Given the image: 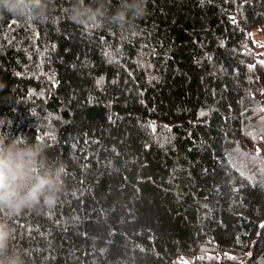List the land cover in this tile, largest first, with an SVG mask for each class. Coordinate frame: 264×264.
<instances>
[{
    "label": "trees",
    "instance_id": "obj_1",
    "mask_svg": "<svg viewBox=\"0 0 264 264\" xmlns=\"http://www.w3.org/2000/svg\"><path fill=\"white\" fill-rule=\"evenodd\" d=\"M69 5L0 13V117L66 166L53 206L10 220L12 247L28 264H264V0H147L90 31Z\"/></svg>",
    "mask_w": 264,
    "mask_h": 264
},
{
    "label": "clouds",
    "instance_id": "obj_2",
    "mask_svg": "<svg viewBox=\"0 0 264 264\" xmlns=\"http://www.w3.org/2000/svg\"><path fill=\"white\" fill-rule=\"evenodd\" d=\"M56 0H0V13L26 22H45ZM67 19L90 31L112 25L128 27L148 13L147 0H70ZM6 85H0V90ZM12 120L0 117V264H28V253L12 247L10 220L41 204L53 206L63 188L66 166L50 160L47 146L11 132Z\"/></svg>",
    "mask_w": 264,
    "mask_h": 264
},
{
    "label": "rangeland",
    "instance_id": "obj_3",
    "mask_svg": "<svg viewBox=\"0 0 264 264\" xmlns=\"http://www.w3.org/2000/svg\"><path fill=\"white\" fill-rule=\"evenodd\" d=\"M252 42L258 52H264V34H259L257 30H253Z\"/></svg>",
    "mask_w": 264,
    "mask_h": 264
}]
</instances>
